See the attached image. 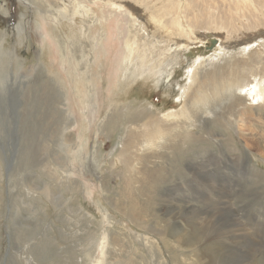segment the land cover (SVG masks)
Segmentation results:
<instances>
[{
	"label": "rangeland",
	"instance_id": "obj_1",
	"mask_svg": "<svg viewBox=\"0 0 264 264\" xmlns=\"http://www.w3.org/2000/svg\"><path fill=\"white\" fill-rule=\"evenodd\" d=\"M37 1L0 0V264H205L169 232L155 234L169 225L188 230L170 214L184 205L204 229L214 228L220 221L214 213L228 206L246 237L264 248V128L254 123L251 132L239 105L216 97L205 133L200 111L193 110L198 116L186 142L170 132L160 149L141 148L135 139L130 157L122 151L130 124L141 129L150 117L177 110L188 69L216 54L217 42L189 34L187 46L173 49L169 66L158 71L151 64L128 77L125 44L136 22L146 25L142 14L130 15L123 0H63L69 10L74 2L87 6L95 20L61 16L55 22ZM251 1L250 12L259 17L248 22L254 29L231 37L209 32L216 41L225 42L226 34L228 41L253 34L264 40L262 2ZM195 6L190 0L188 10L198 11ZM254 42L251 49L264 54V43ZM78 43L90 52L87 60ZM211 63H204L208 74L219 62ZM211 110H225L223 120L213 119ZM142 111L147 114L135 119ZM252 113L264 118V110ZM251 133L257 149L242 141ZM225 162L227 174L220 172ZM208 185L220 187L208 191ZM230 244L236 249L219 247L217 257L244 264V248ZM259 259L254 264H264Z\"/></svg>",
	"mask_w": 264,
	"mask_h": 264
},
{
	"label": "bare ground",
	"instance_id": "obj_2",
	"mask_svg": "<svg viewBox=\"0 0 264 264\" xmlns=\"http://www.w3.org/2000/svg\"><path fill=\"white\" fill-rule=\"evenodd\" d=\"M55 1L56 0H38L36 5L38 6L37 8L41 6L44 9L43 11L48 13V16L55 22H59L61 16L73 17L74 19L80 16L83 22L84 20H88L89 23L95 20L90 8H87V6L74 2L75 5L69 10L63 6L65 2L68 4L69 2L60 0L62 3L57 4ZM181 1L182 0H123L125 8L130 11V15L133 16L134 14L140 13L146 22L145 26L140 23L137 24L136 22V27L130 31V37L125 44L126 53L123 63V73L125 76L129 77L135 72L145 71L151 64L153 70L156 69L159 71L163 69V67L166 68L170 64V62H168L169 58L176 49L178 51L181 47L187 46L186 42L189 40V34L196 35V33L201 32L203 39L205 38L204 41L210 43L215 40L214 42H217V45H215L213 49L215 52L217 51L216 54L210 55L207 58H198L195 61L196 65L188 69L187 84L179 89L177 110L168 112L161 117H150L148 120H145L147 122L143 123L141 129H135V126L132 124H130V127L126 128V137L124 140L125 142H123L122 151H125L127 156L130 155L128 151L129 145L131 142L137 145V142H139L137 139L140 140L139 145L141 148L153 147L155 149L162 148L160 143L171 134L170 132H176L180 139L185 140V142L189 140L184 137H190L188 130L194 128L196 117L198 116L192 114L193 110L195 112L200 111L202 125L201 133H205L203 132V123L209 115L208 105L210 100L216 97L219 99L220 104L222 100L226 99L229 103L233 102L239 105L241 110L239 118L246 121L251 132H253L254 123L261 124L260 126L264 128V118L261 119L260 116L255 117L252 113L254 109L255 111L264 110V54L256 50V48L253 50L251 49L254 48L251 47L254 41L257 40V43L261 44V42L264 43V40H262V37L257 36V34H253L245 40L228 41L232 34L244 27H247L249 30L254 29L255 26L248 25V22H252L259 17L257 14L250 12L252 1L196 0L197 6H195V8H198V11L192 13L188 10L190 0H185L186 5L183 9L181 8ZM192 2H194V0H192ZM261 2L264 12V0H261ZM184 19L186 20V28L181 27V21ZM140 25L141 27L139 28ZM148 28L151 29L150 33L147 32ZM222 30H225L230 36L226 34V41L223 43L216 41L215 37L209 33L220 32ZM262 35L264 39V33ZM140 43H142V45H140ZM78 44H81V59L87 60L90 52L84 50L82 43ZM190 45L191 44H189V46ZM174 48L175 51H173ZM67 56H63L65 57L63 61L66 59L68 60ZM72 58V62L76 65L81 63L79 57ZM206 61L210 63L219 62L217 68L210 74H208V71H205L204 63ZM210 89L212 92L209 91ZM246 101L250 102V104L247 105ZM211 113L213 119L222 121L225 110H220L216 113L211 110ZM144 114L147 113L144 111L139 112L137 115H134V118L137 119V116H143ZM176 137L177 136H175V138ZM237 138L239 140V135L236 136V139ZM252 138L258 140L252 133L251 137L245 136L243 138L244 140H242L244 146L246 148L253 147L257 149L256 147L258 145L250 143ZM135 139L137 142H135ZM221 167L220 172H225L226 174L229 172L226 167V162L223 166L221 165ZM235 167L237 168V166L233 168ZM217 169H219V167ZM216 173L219 174V172ZM149 174L152 177L153 173L149 172ZM195 174L196 176L200 175V173L193 171V176ZM216 186L218 188L220 187V185ZM205 187L208 191L218 189L211 185ZM224 202V200H221V203ZM193 213V209H189L187 205H184V207L174 213H170L174 217L181 218L189 229L185 230L182 227L169 225L167 228H158L155 231L156 236L158 235L164 238L169 232V235L172 236L176 243L186 248H192L191 252L198 254V256L204 260L205 264H227V262L217 257L216 250L221 247L224 252L232 253L235 247L231 246L232 244L230 243L236 242L244 248V251H241L242 255H245L244 264H254L255 261L259 259V255L262 256L259 260L262 259V261H264V248L246 237L248 233L247 228L237 221L239 218H234L228 206H224L223 208L220 207L219 210L214 213L220 221L212 229H204L198 222V216H192ZM198 214L200 215V219H202L205 212L199 210ZM174 217H171V219H175ZM165 221L169 222L167 219ZM218 227L221 228L214 230ZM196 245H199V247Z\"/></svg>",
	"mask_w": 264,
	"mask_h": 264
},
{
	"label": "water",
	"instance_id": "obj_3",
	"mask_svg": "<svg viewBox=\"0 0 264 264\" xmlns=\"http://www.w3.org/2000/svg\"><path fill=\"white\" fill-rule=\"evenodd\" d=\"M213 42V41H212Z\"/></svg>",
	"mask_w": 264,
	"mask_h": 264
}]
</instances>
